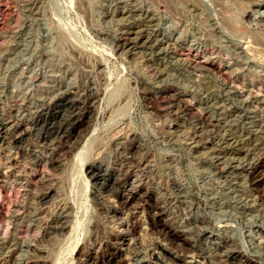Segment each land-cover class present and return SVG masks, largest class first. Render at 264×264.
<instances>
[{
	"label": "rangeland",
	"instance_id": "obj_1",
	"mask_svg": "<svg viewBox=\"0 0 264 264\" xmlns=\"http://www.w3.org/2000/svg\"><path fill=\"white\" fill-rule=\"evenodd\" d=\"M0 133V264H264V0H0Z\"/></svg>",
	"mask_w": 264,
	"mask_h": 264
},
{
	"label": "bare ground",
	"instance_id": "obj_2",
	"mask_svg": "<svg viewBox=\"0 0 264 264\" xmlns=\"http://www.w3.org/2000/svg\"><path fill=\"white\" fill-rule=\"evenodd\" d=\"M135 29V28H134ZM138 29H140V28H138ZM135 31V30H134ZM133 31V32H134ZM141 32V31H140ZM147 32V31H146ZM148 33V32H147ZM135 37V36H134ZM147 38V37H146ZM136 40V39H135ZM137 41V40H136ZM125 42V41H124ZM137 45V44H136ZM134 46H135V44H134ZM130 51V50H129ZM205 60H207V59H205ZM202 61V60H201ZM203 62V61H202ZM204 63V62H203ZM206 64H208L209 66H211V67H214V64L213 63H211V62H205ZM200 64V63H199ZM208 65H206V66H208ZM200 66H202L201 64H200ZM198 68V67H197ZM214 68H216V67H214ZM212 70H214V69H212ZM211 70V71H212ZM204 71V70H203ZM218 71V70H217ZM221 71V70H220ZM219 71V72H220ZM222 73L223 72H221V74H219V75H222ZM226 74H227V72H226ZM225 76V75H224ZM226 77V76H225ZM31 84V83H30ZM43 85V84H42ZM27 87V86H26ZM68 87V86H67ZM158 88V87H157ZM156 89V88H155ZM166 89V88H165ZM165 89L164 88H162V87H159L158 88V90H157V94L159 95V96H163L164 97V95L166 94V91H165ZM77 90V89H76ZM75 90V91H76ZM59 91V90H58ZM61 91H63L62 89H61ZM93 92V91H92ZM73 93H74V91H73ZM75 93H77V92H75ZM94 93H96V92H94ZM156 93H155V95H156ZM66 94V93H65ZM70 94H72L71 92H70ZM175 94V93H174ZM173 94V95H174ZM54 95H55V93H54ZM61 95V94H60ZM64 95V94H63ZM75 95V94H74ZM96 95V94H95ZM21 96V95H20ZM24 96V95H23ZM58 96V95H57ZM93 96V95H92ZM91 96V97H92ZM153 96V95H152ZM174 96H176V95H174ZM73 97V96H72ZM76 97V96H75ZM89 97V96H88ZM157 97V96H156ZM170 97H172V95H170ZM60 98V97H59ZM71 98V97H70ZM74 98V97H73ZM87 98V97H86ZM147 98V97H146ZM150 98V97H149ZM177 98V97H176ZM181 98V97H180ZM179 97H178V99H180ZM58 99V98H57ZM83 99V98H82ZM92 99V98H91ZM90 99V100H91ZM95 99V98H94ZM156 99V98H155ZM73 100V99H72ZM88 100V99H87ZM84 101V100H83ZM92 101V100H91ZM60 102V101H59ZM66 102H67V100H66ZM82 102V101H81ZM90 102V101H89ZM89 102H87V103H89ZM93 102V101H92ZM77 103V102H76ZM17 104V103H16ZM164 104V103H163ZM162 104V105H163ZM27 105V104H26ZM64 105V104H63ZM68 105H70V104H68ZM75 105H77V104H75ZM161 105V104H160ZM161 105V106H162ZM166 105V104H165ZM23 106V105H22ZM58 106V105H57ZM73 106V105H72ZM83 106V105H82ZM85 106V105H84ZM88 106V105H87ZM86 106V107H87ZM65 107V106H64ZM160 107V106H159ZM177 107V106H176ZM34 108V107H33ZM63 108V107H62ZM89 108V107H88ZM71 109V108H70ZM69 109V110H70ZM80 109V108H79ZM167 109V108H166ZM18 110V109H17ZM62 110H64V109H62ZM68 110V111H69ZM75 110V109H74ZM91 110V109H90ZM175 110V109H174ZM204 110V109H203ZM53 111V110H52ZM51 111V112H52ZM55 111V110H54ZM65 111V110H64ZM80 111H81V109H80ZM83 111V110H82ZM172 111V110H171ZM24 112V111H23ZM37 112H38V110H37ZM88 112V111H87ZM74 113V112H73ZM48 114H49V112H48ZM68 114V113H67ZM83 114H85V113H83ZM88 114V113H87ZM78 115H79V113H78ZM33 116V115H32ZM44 116V115H43ZM86 116V115H85ZM39 117V116H38ZM37 117V118H38ZM52 118V117H51ZM76 118V117H75ZM78 118V117H77ZM76 118V121H75V123H74V128L75 129H79V126H80V124H81V119L80 118H82V117H80L79 119H77ZM74 120V119H73ZM36 121V120H35ZM40 121V120H39ZM72 121V120H71ZM43 122V121H42ZM49 122V121H48ZM6 123V122H5ZM8 123V122H7ZM20 123V122H19ZM50 123H52V121L50 122ZM50 123H48V125H50ZM71 123V122H70ZM9 124V123H8ZM11 124V123H10ZM15 125V124H14ZM47 125V126H48ZM8 127V126H7ZM32 127V126H31ZM49 127V126H48ZM57 127V126H56ZM21 128V127H20ZM19 128V129H20ZM22 128H23V126H22ZM38 128V127H37ZM51 128H52V126H51ZM54 128V127H53ZM73 128V129H74ZM13 129L16 131L17 129H18V125H15L14 127H13ZM18 129V130H19ZM28 129V128H27ZM21 130V129H20ZM51 130H53V129H51ZM72 130V129H71ZM9 131H11V130H9ZM64 131V130H63ZM14 132V131H13ZM18 132V131H17ZM21 132V131H20ZM51 132V131H50ZM57 131H55V133H56ZM15 133V132H14ZM198 133V132H197ZM0 134H2V133H0ZM11 134H13V133H11ZM16 134V133H15ZM14 135V134H13ZM19 135V134H18ZM55 135V134H54ZM23 136V135H22ZM29 136V135H28ZM37 136H38V134H37ZM62 136V135H61ZM213 136V135H212ZM32 137V136H31ZM44 137V136H43ZM59 137V136H58ZM197 137V136H196ZM207 137V136H206ZM218 137V136H217ZM29 138V137H28ZM52 138V137H51ZM57 138V137H56ZM60 138V137H59ZM39 139V138H38ZM212 139H214V138H212ZM236 139V138H235ZM21 140V139H20ZM23 140V139H22ZM37 140V139H36ZM239 140V139H238ZM28 141V140H27ZM62 141V140H61ZM67 141V140H66ZM217 141V140H216ZM22 142V141H21ZM39 142V141H38ZM41 142V141H40ZM58 142V141H57ZM63 142H64V140H63ZM60 143V144H56V148H54L53 149V151H51V153H54L55 155H60L61 154V152H68V151H70V150H72L74 147H75V145L74 146H72V144H71V146L69 145V143L67 144V143ZM20 143V142H19ZM48 143V142H47ZM75 143V142H74ZM73 143V144H74ZM132 143H133V141H132ZM140 143V142H139ZM53 144V143H52ZM76 144V143H75ZM128 143H126V145H127ZM118 144H116V146H117ZM124 145V144H123ZM132 145V147H137V145L136 144H130V146ZM232 145V144H231ZM241 145V144H240ZM24 146V145H23ZM55 146V145H54ZM53 146V147H54ZM129 146V147H130ZM237 146V145H236ZM52 147V148H53ZM77 147V146H76ZM139 147V146H138ZM244 147V146H243ZM42 148V147H41ZM124 148H126L125 146H124ZM134 148V149H135ZM227 148V147H226ZM49 149V148H48ZM75 149V148H74ZM127 149V148H126ZM129 149V148H128ZM133 149V150H134ZM214 149V148H213ZM246 149V148H245ZM257 149V148H256ZM51 150V149H50ZM225 150V149H224ZM255 150V149H254ZM258 150V149H257ZM24 151V150H23ZM44 151V150H43ZM135 151V150H134ZM226 151V150H225ZM238 151V150H237ZM50 152V151H49ZM235 152V151H234ZM262 152V151H261ZM260 152V153H261ZM20 153V152H19ZM218 153V152H217ZM251 153V152H250ZM257 153H258V151H257ZM28 154V153H27ZM54 154H52V155H54ZM219 154V153H218ZM259 154V153H258ZM262 154V153H261ZM263 155V154H262ZM261 155V156H262ZM22 156V155H21ZM61 156V155H60ZM121 156V155H120ZM231 156V155H230ZM255 156V155H254ZM34 157V156H33ZM15 158V157H14ZM121 158H122V156H121ZM222 158V157H221ZM232 158H233V156H232ZM24 159V158H23ZM54 159H55V157H54ZM123 159V158H122ZM122 159H121V161H122ZM238 159V158H237ZM263 159H264V156H263ZM45 160V159H44ZM129 160H130V158H129ZM133 160V159H132ZM132 160L131 161H128V159H126V160H124V161H122V162H124V165H122V168L120 169V171L122 170V169H124L123 170V172H121V177L119 178V177H117V179L116 180H114V182H113V184L111 185V187L110 186H108L109 187V190H110V188L111 189H114L115 190V192H116V194H117V196L119 197V200H120V203H122V204H124V205H126L127 203H131L130 201H132L137 195H139V192L140 191H142L141 189V184H139V183H136L135 181H134V178L132 179L131 178V176L129 175L130 174V171L128 170L129 169V167L127 168V166H128V163H130V162H132ZM220 160V159H219ZM223 160H225V159H223ZM133 161H135V160H133ZM24 162V161H23ZM43 162V161H42ZM223 162V161H222ZM263 162V161H262ZM134 163V162H133ZM136 164V163H135ZM15 165V164H14ZM28 165H30V164H28ZM129 166H131V165H129ZM45 167V166H44ZM47 167V166H46ZM261 167V165L260 166H258L253 172H257L258 171V168H260ZM8 168V167H7ZM43 168V167H42ZM55 168V167H54ZM119 168H120V166H119ZM127 168V169H126ZM5 169V168H4ZM15 169V168H14ZM44 169V168H43ZM50 169V168H49ZM264 168H262V172L260 173L261 175H259V173H258V175L261 177V176H263L262 175V173H263V170ZM3 171V170H2ZM117 171V170H116ZM10 172V171H9ZM8 172V173H9ZM13 172V171H12ZM28 172V171H27ZM118 172V171H117ZM260 172V171H259ZM7 173V172H6ZM7 173V174H8ZM132 173V172H131ZM93 174H94V172H93ZM98 174V173H97ZM115 174V173H114ZM120 174V173H119ZM253 174V173H252ZM251 174V175H252ZM1 175V174H0ZM6 175V174H5ZM96 175V174H95ZM258 175H255V176H258ZM9 176V175H8ZM7 176V177H8ZM11 176V175H10ZM24 176V175H23ZM22 176V177H23ZM106 176V175H105ZM137 176V175H136ZM141 176H143V175H141ZM2 177H4V175L2 176ZM14 177V176H13ZM16 177H17V175H16ZM15 177V178H16ZM20 177V176H19ZM18 177V178H19ZM92 177H95L96 178V176H94V175H92ZM99 177V176H98ZM254 177V175H252V178ZM25 178V177H24ZM23 178V179H24ZM250 178H251V176H250ZM249 178V180L251 181L252 179H250ZM259 178V177H258ZM11 179V178H10ZM14 179V178H13ZM43 179V178H42ZM139 179V178H138ZM254 179H256V177L254 178ZM2 180V179H1ZM17 180V179H16ZM135 180H136V178H135ZM140 180H142V179H140ZM248 180V181H249ZM261 180V179H260ZM263 180V179H262ZM15 181V180H14ZM14 181H13V183H14ZM27 181V180H26ZM40 181V180H39ZM137 181V180H136ZM139 181V180H138ZM256 181V180H255ZM18 182V181H17ZM25 182V181H24ZM29 182V181H28ZM100 182V181H99ZM143 182H144V180H143ZM253 182V181H252ZM263 182V181H262ZM22 183V182H21ZM32 183V182H31ZM37 183V182H36ZM44 183V182H43ZM49 183V182H48ZM264 183V182H263ZM262 183V184H263ZM16 184V181H15V183H14V185ZM24 184V183H23ZM255 185H256V183H254ZM19 185V184H18ZM21 185V184H20ZM33 185V184H32ZM144 185V184H143ZM254 185V186H255ZM261 185V184H260ZM22 186V185H21ZM26 186V185H25ZM98 186V185H97ZM261 186H264V185H261ZM51 187V186H50ZM103 187V186H102ZM143 187V186H142ZM257 187V186H256ZM258 187H260V186H258ZM145 188V187H144ZM153 188V190L155 189L154 187H152ZM158 188V187H157ZM264 188V187H263ZM102 189V188H101ZM108 189V188H107ZM107 189H105V190H107ZM147 188H145V190H146ZM257 189V188H256ZM48 190H50V188L49 187H47V191ZM98 190V189H97ZM149 190H151V189H149ZM27 191V190H26ZM33 191V190H32ZM35 191V190H34ZM102 191V190H101ZM103 191H104V189H103ZM110 191H112V190H110ZM156 191V190H155ZM155 191H154V193H155ZM41 192V191H40ZM46 192V191H45ZM53 192V191H52ZM108 192V191H107ZM47 193V192H46ZM101 193V192H100ZM141 193H143L142 195H140V196H143V195H148V193H144V192H141ZM109 194V193H108ZM115 194V193H114ZM152 194V193H151ZM150 194V195H151ZM43 195H44V193H43ZM153 195V194H152ZM162 195V194H161ZM29 196V195H28ZM40 196H41V194H40ZM112 196V195H111ZM116 196V197H117ZM42 197V196H41ZM150 197V196H149ZM159 197L157 196V199H158ZM21 199V198H20ZM117 199V198H116ZM136 199H137V197H136ZM145 199H147V198H145ZM156 199V200H157ZM36 200V199H35ZM34 200V201H35ZM135 200V199H134ZM27 201V200H26ZM118 201V200H117ZM116 201V202H117ZM151 201V200H150ZM30 202V201H29ZM152 202H153V200H152ZM158 202V200L156 201V203ZM160 202V201H159ZM38 203V202H37ZM63 204V203H62ZM68 204V203H67ZM117 204H118V202H117ZM132 205L134 204V203H131ZM135 204H136V202H135ZM137 204H139V203H137ZM136 204V205H137ZM152 204V203H151ZM23 205V204H22ZM119 205V204H118ZM129 205V204H128ZM127 205V206H128ZM158 205H159V203H158ZM21 206V205H20ZM62 206V205H61ZM69 206H70V204H69ZM151 206V205H150ZM65 207V206H64ZM129 207V206H128ZM155 207V206H154ZM23 208V207H22ZM122 208V207H121ZM156 208V207H155ZM120 209V208H119ZM159 210V209H158ZM161 210V209H160ZM15 211H17V210H15ZM65 211V210H64ZM156 211V210H155ZM163 211V210H162ZM168 211V210H167ZM69 212V211H68ZM148 212V211H147ZM128 213H129V211H128ZM13 214V213H12ZM58 214V213H57ZM56 214V215H57ZM127 214V213H126ZM148 214V213H147ZM165 214V213H164ZM62 215V214H61ZM67 215V214H66ZM65 215V216H66ZM161 215H162V212L160 211V212H155L154 214H153V218L155 219V220H157V221H159V219L161 218ZM65 216H62L61 218H59L57 221H56V223H58L59 224V226H57V227H61V228H65V225H66V222H65V220H63V219H65L64 217ZM125 216H127V215H125ZM151 216V215H150ZM168 216V215H167ZM166 216V217H167ZM69 217V216H68ZM133 217V216H132ZM135 217V216H134ZM152 217V216H151ZM2 218V217H1ZM21 218V217H20ZM24 218V217H23ZM38 218V217H37ZM67 218V217H66ZM130 218V217H129ZM57 219V218H56ZM147 219V218H146ZM150 219V218H149ZM67 220V219H66ZM148 220V219H147ZM154 220V221H155ZM169 220V219H168ZM171 220V219H170ZM169 220V221H170ZM23 221V220H22ZM37 221V220H36ZM68 221V220H67ZM135 221V220H134ZM133 221V222H134ZM150 221V220H149ZM157 221H155V222H157ZM173 221V220H172ZM198 221H200V220H198ZM48 223V222H47ZM154 223V222H153ZM158 223V222H157ZM45 224V223H44ZM52 224V223H51ZM128 224V223H127ZM130 224V223H129ZM135 224V223H134ZM156 224V223H155ZM159 224V223H158ZM173 224V223H172ZM49 226H51L50 225V223L48 224ZM132 225V224H131ZM149 225H151L150 223H149ZM157 225V224H156ZM155 225V226H156ZM159 225H161V224H159ZM174 225V224H173ZM53 226V225H52ZM177 226V225H176ZM54 227V226H53ZM198 227H200L199 225H198ZM55 228V227H54ZM132 228V227H131ZM133 228H134V226H133ZM158 227H156V229H157ZM159 228H161L168 236H172V237H178L179 236V233H177V231L174 229V228H171V227H165V226H163V225H161ZM48 229V228H47ZM51 229H52V227H51ZM55 229H59V228H55ZM154 229V228H153ZM155 229V230H156ZM122 230H124V229H122ZM131 230V229H130ZM158 230H160V229H157L156 231L158 232ZM3 231V230H2ZM41 231V230H40ZM125 231H127V230H125ZM4 232V231H3ZM2 232V233H3ZM45 232V231H44ZM48 232V231H47ZM51 232V231H50ZM49 232V233H50ZM113 232V231H112ZM122 232V231H121ZM186 232V231H185ZM41 233V232H40ZM56 233V232H55ZM59 233V232H58ZM61 233V232H60ZM47 234V233H46ZM117 234V233H116ZM163 234V233H162ZM183 234V233H182ZM218 234V233H217ZM166 235V236H167ZM115 236V235H114ZM126 236V235H125ZM137 236V235H136ZM161 236V235H160ZM184 236V235H183ZM186 236V235H185ZM111 237V236H110ZM121 237V236H120ZM133 237V236H132ZM117 238V237H116ZM134 238V237H133ZM164 238V237H163ZM162 238V239H163ZM135 239V238H134ZM166 239H168V238H166ZM182 239H183V237H182ZM223 239V238H222ZM115 240V239H114ZM121 240V239H120ZM133 240V239H132ZM184 240V239H183ZM221 240V239H220ZM112 241V240H111ZM134 241V240H133ZM171 241V240H170ZM223 241H224V239H223ZM135 242V241H134ZM172 242V241H171ZM175 242V241H174ZM133 243V242H132ZM226 243H227V241H226ZM173 244V243H172ZM217 244V243H216ZM226 245V244H225ZM229 245V244H228ZM230 245H231V243H230ZM234 245V244H233ZM223 246V248H224V245H222ZM227 246V245H226ZM229 248V247H228ZM230 248H232V246L230 247ZM115 248H113V250H114ZM135 249V248H134ZM226 249H227V247H226ZM233 249V248H232ZM236 249V248H235ZM224 250V249H223ZM78 251H80V250H78ZM229 252V251H228ZM230 252H234L233 250L232 251H230ZM239 252V251H238ZM79 254H80V252H78ZM160 253V252H159ZM161 254V253H160ZM235 254H237V252L235 253ZM234 254V255H235ZM239 254V253H238ZM219 255H221V254H219ZM223 256V255H222ZM110 258V257H109ZM161 258V257H160ZM221 258V257H220ZM230 259V258H229ZM113 261V260H112ZM111 261V262H112ZM42 263L44 262L43 260L41 261ZM114 262V261H113ZM116 262V261H115ZM115 262L113 263V264H115ZM119 262V261H118ZM125 262V261H124ZM240 262V261H239ZM143 263V262H142ZM146 263H147V261H146ZM125 264V263H124ZM148 264V263H147ZM237 264V263H236ZM239 264V263H238Z\"/></svg>",
	"mask_w": 264,
	"mask_h": 264
}]
</instances>
